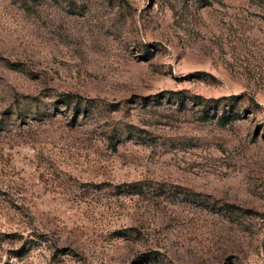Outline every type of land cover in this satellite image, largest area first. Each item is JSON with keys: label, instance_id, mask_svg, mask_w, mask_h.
Segmentation results:
<instances>
[{"label": "rangeland", "instance_id": "obj_1", "mask_svg": "<svg viewBox=\"0 0 264 264\" xmlns=\"http://www.w3.org/2000/svg\"><path fill=\"white\" fill-rule=\"evenodd\" d=\"M0 264H264V0H0Z\"/></svg>", "mask_w": 264, "mask_h": 264}]
</instances>
